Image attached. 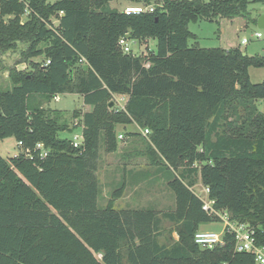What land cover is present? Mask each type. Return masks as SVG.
<instances>
[{
  "label": "trees",
  "instance_id": "trees-1",
  "mask_svg": "<svg viewBox=\"0 0 264 264\" xmlns=\"http://www.w3.org/2000/svg\"><path fill=\"white\" fill-rule=\"evenodd\" d=\"M110 1L0 0V49L22 43L30 63L9 68L10 85L0 88V139L22 142L17 155L0 156V264H256L253 253L234 251L229 233L222 246L194 242L199 226L216 219L191 186L199 177L214 206L251 225L264 245V78L248 74L264 55L189 44L188 24L248 18L249 3L264 0H159L152 12L129 14ZM122 36L154 39L155 49L125 53ZM65 93L90 107L70 115L83 124L78 148L59 136L77 126L42 106ZM114 94L127 95L123 109L110 105ZM134 122L176 173L167 181L173 211L113 208L123 185L98 204L99 151H114L117 128ZM161 216L175 223L176 239L159 240Z\"/></svg>",
  "mask_w": 264,
  "mask_h": 264
},
{
  "label": "rangeland",
  "instance_id": "rangeland-1",
  "mask_svg": "<svg viewBox=\"0 0 264 264\" xmlns=\"http://www.w3.org/2000/svg\"><path fill=\"white\" fill-rule=\"evenodd\" d=\"M153 1L157 5L158 3L155 2L159 0ZM109 4L113 8L123 10L124 6L133 3L130 0H112ZM261 16L264 17V1L249 3L248 18L236 16L222 20L220 25L215 21L208 20L190 21L188 29L193 33L194 38H190L188 42L189 44L206 48H225L236 46L242 38H246L248 43L241 46L244 53L248 55H264V27L260 28L258 26V19ZM25 18V15L21 16L22 21ZM255 32H260L262 38L256 39L254 37ZM127 44L131 52L136 55L146 52L147 48L150 50L155 49L154 39H147L143 42L128 40ZM24 47V44L18 43L16 49H0V88L10 85L8 78L9 68L16 66L17 68L30 69L29 58L22 61L20 50ZM30 59L41 61L43 55H34ZM248 74L251 82H260L264 78V66L249 67ZM110 103L115 106L117 104L116 98L112 96ZM256 103L258 110H262V101L257 100ZM42 106L60 111L69 124L72 123L70 115L75 108L81 112L90 109V107L83 105L80 95L69 93L60 94L58 101L53 99L44 101ZM143 129V127L138 126L135 122L129 124L126 128L119 126L117 133L122 132L124 136L122 139H118L116 149L112 152H105L103 149H100L97 170L100 186L99 206L106 205L112 197V192L119 188L122 183L108 185L112 171H127L125 176L128 179L134 176V180H132L134 185L127 184L123 186L120 195L113 200L114 207L123 206L124 203H127L125 205L131 206V208H149L158 211L160 214L174 210L175 197L173 191L168 188L167 181L172 179L176 173L160 164L161 159L154 154L155 150H153L150 143L149 134L144 135ZM130 130L133 132V135L129 134ZM78 132V127H75L73 131L60 132L59 136L71 139ZM17 142L12 136L0 139V156L7 159L17 155L20 152ZM137 179L141 180V182L135 183ZM192 191L203 196V186L199 177H197L196 185L192 187ZM161 218L162 234L159 240L164 243L168 240L176 239L175 223L164 216H161ZM222 228V222L213 220L202 223L198 229L221 231Z\"/></svg>",
  "mask_w": 264,
  "mask_h": 264
},
{
  "label": "built area",
  "instance_id": "built-area-1",
  "mask_svg": "<svg viewBox=\"0 0 264 264\" xmlns=\"http://www.w3.org/2000/svg\"><path fill=\"white\" fill-rule=\"evenodd\" d=\"M156 4L153 2L149 4H131L126 5L123 8L124 13H143V12H152L155 8ZM254 37L256 39H261L262 34L260 32H255ZM118 43L125 53H130L131 50L128 46V39L125 36L119 38ZM248 40L246 38H242L239 42V45H246ZM136 55V54H134ZM85 59L83 57L80 58V61L83 62ZM149 64L146 62L145 66L147 67ZM59 95L56 94L52 96V99L55 101L59 100ZM113 97L116 98V107L117 109H123L125 102L127 100V95L125 94H114ZM74 125H76L79 129L78 133H75L71 138V145L75 148L83 146V124L79 123V118H74L72 121ZM143 134H148V129H143ZM123 135L118 134V139H122ZM18 147L21 148L22 142L18 141ZM35 148L39 150V157L43 158L47 155V150L43 147L41 142H37L35 144ZM23 152L29 158H32L30 150L28 148H24ZM196 185V183L194 184ZM193 185V186H194ZM191 186V190L192 187ZM203 196L197 195L201 199V208L204 212H206L209 216L215 218V221L222 222V230L214 231V230H201L198 229L195 231L193 240L200 248H213L215 246H222L225 243L224 236L226 233L233 235L234 239V251L237 252H251L254 255V261L256 264H264V245H257L254 237V228L248 223L238 222L234 219H231L228 211L226 209L216 208L214 206V199H211L209 194V188L203 185Z\"/></svg>",
  "mask_w": 264,
  "mask_h": 264
},
{
  "label": "crops",
  "instance_id": "crops-1",
  "mask_svg": "<svg viewBox=\"0 0 264 264\" xmlns=\"http://www.w3.org/2000/svg\"><path fill=\"white\" fill-rule=\"evenodd\" d=\"M225 18H223L222 20H224ZM222 20H220V23H221V21ZM236 46H239L240 48H241V45H236ZM231 47H234V46H231ZM228 48H230V47H225V48H223V49H228ZM82 98V97H81ZM84 106H86V107H89L88 105H85V104H83ZM87 110H89V109H87ZM128 125H126L124 128H126ZM131 130H134V129H131ZM130 130V131H131ZM122 132H118V134H121ZM127 173V171H112V173L110 174V179L108 180V185H112V184H114V183H116V184H119V183H121V185H127V184H129V185H134V182H132V180H134V176H132L131 178H127L126 176H125V174ZM116 175V176H115ZM141 182V180H135V183H140ZM125 204H127V203H124V205L123 206H117V207H114L113 206V208H115V209H117V210H119V209H125V208H131V206H128V205H125Z\"/></svg>",
  "mask_w": 264,
  "mask_h": 264
},
{
  "label": "water",
  "instance_id": "water-1",
  "mask_svg": "<svg viewBox=\"0 0 264 264\" xmlns=\"http://www.w3.org/2000/svg\"><path fill=\"white\" fill-rule=\"evenodd\" d=\"M258 26L260 28L264 27V17L261 16L259 19H258ZM110 105H112V103H110Z\"/></svg>",
  "mask_w": 264,
  "mask_h": 264
}]
</instances>
